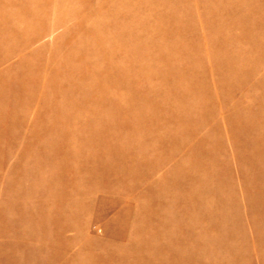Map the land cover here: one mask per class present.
Listing matches in <instances>:
<instances>
[{
  "label": "rangeland",
  "instance_id": "rangeland-1",
  "mask_svg": "<svg viewBox=\"0 0 264 264\" xmlns=\"http://www.w3.org/2000/svg\"><path fill=\"white\" fill-rule=\"evenodd\" d=\"M0 264H264V0H0Z\"/></svg>",
  "mask_w": 264,
  "mask_h": 264
}]
</instances>
